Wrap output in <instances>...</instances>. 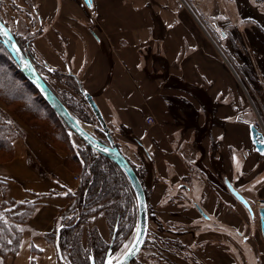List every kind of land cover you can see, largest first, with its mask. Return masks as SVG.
I'll return each instance as SVG.
<instances>
[{
	"label": "crops",
	"instance_id": "crops-1",
	"mask_svg": "<svg viewBox=\"0 0 264 264\" xmlns=\"http://www.w3.org/2000/svg\"><path fill=\"white\" fill-rule=\"evenodd\" d=\"M238 1L92 0L89 8L82 0H0L27 20L21 34L32 38L36 57L75 75L106 121L134 137L126 148L135 155L120 146L122 152L148 162L143 185L152 248L142 264L152 253L164 258L160 264H256L258 256L264 264L260 241L240 236L252 232L248 208L226 185L253 208L264 201V155L254 150L245 115L250 90L205 22L211 9L222 21L236 7L241 13ZM57 152L62 156L26 135L14 141V158L0 164V204L40 196L5 264H60L47 235L76 213L70 193L78 181ZM91 230L110 241L104 210L89 216L85 248Z\"/></svg>",
	"mask_w": 264,
	"mask_h": 264
},
{
	"label": "trees",
	"instance_id": "trees-1",
	"mask_svg": "<svg viewBox=\"0 0 264 264\" xmlns=\"http://www.w3.org/2000/svg\"><path fill=\"white\" fill-rule=\"evenodd\" d=\"M0 19L8 26L1 15ZM13 34L25 55L31 60L38 74L51 87L61 102L72 113V115L83 120L90 117L93 118L92 114L89 113L90 107L80 92L78 84L79 80L77 77L71 73L61 72L60 70L52 68L40 61L36 57L32 48V38L23 39L22 37H19V35H17L14 31ZM42 68H45V70L53 76L60 77V82L69 80V87L76 91L77 96L74 97L68 93L55 90L50 82L42 75L40 71ZM0 93L3 98L5 97L9 101L15 100L22 102L24 107L23 109L28 114L36 113L39 115V118H46L49 122L48 127L46 128L47 135L52 134L53 132L60 138L65 136V130L69 127L65 121L55 112L52 106L45 100L38 89L32 85L30 81H28L9 52L8 48L1 40V37ZM52 112L55 114L57 119L50 117V113ZM1 116H3V119ZM6 116L7 115L0 110V151L3 153L10 152L12 154L14 151V140L17 138L20 132L16 130V132L13 134V131H10L11 128L7 125ZM8 133L11 135L10 142L8 141ZM99 135V140L105 142L106 136L104 132L100 130ZM70 150L71 151L68 153V156H66L65 161L68 163V165L70 162H73L80 168L78 172L80 180L75 191L76 194L70 193V195L77 196L78 201L81 200V202L76 207V213L70 219L61 223L59 238V226L56 227L55 243L62 252L63 249H65V242H68L69 244L72 243V245H75L77 248H79V251L84 254V259L79 257L80 254L78 252L74 253V255L67 254L69 264H77L76 261H78L79 264H91V255L94 256L96 264H103L109 248V243L105 242L100 237L97 230L90 231L91 240L89 242V246L86 249H80L79 242H81V237L84 234V229L87 225V218L91 214L102 210L106 212L111 235L114 234V229L116 226H118V231L113 244V250H115L121 247L122 244H124L134 234L138 219V211L136 209V195L127 175L114 160L105 155L99 154L88 144H85L84 147L72 145ZM142 151L143 154L147 156L143 149ZM3 155L4 154H0V156ZM125 157L132 164L143 184V176H141L140 171L126 155ZM0 184L4 186L1 178ZM144 189L146 196H148L147 189L145 187ZM39 197L40 196L38 195L32 200H11L0 204V216L5 215L10 219V222H8L3 218H0V256L5 254L3 249L9 250L11 254H15L18 251L23 236V230H17L16 224L25 225L28 222L38 206ZM22 206L24 209L22 208L23 210L19 211L18 214L12 213ZM17 216H21L22 218L17 220Z\"/></svg>",
	"mask_w": 264,
	"mask_h": 264
},
{
	"label": "rangeland",
	"instance_id": "rangeland-1",
	"mask_svg": "<svg viewBox=\"0 0 264 264\" xmlns=\"http://www.w3.org/2000/svg\"><path fill=\"white\" fill-rule=\"evenodd\" d=\"M238 3L241 4L239 6L242 12L239 13L238 7H236V9L230 11V15L228 17L229 20H224V21L220 20L218 17H216V14H218L217 11L215 9H211V14L214 16L211 18L210 21H205V22L208 28L212 32V34L211 32L210 34L213 40L217 42L218 44L217 46L224 54V57L228 60L229 65L232 66V68L234 69L236 76L239 79H241L245 83L248 90H250L249 97L248 96L246 97L249 103L246 107V113H245L246 119L248 118L251 119L252 120L251 123H254L256 127H258V129H260L264 133V0H240L238 1ZM0 15L3 18V20H5V22L8 24V27L11 28V31L13 30L17 35H19V37H22L23 39L25 38L30 39V36H23L21 34L22 32H24V30L27 29V24H26L27 20H25L23 16L20 15L19 18L18 14L17 13L14 14L8 7L6 8L0 7ZM40 71L42 75L50 82V84L53 86L55 90L68 93L69 95L74 97L77 96L76 91L71 87H69L70 86L68 84L69 80L66 81L64 80V82L62 81L63 82L62 83L60 82V77L53 76L52 74L47 72L45 68L40 69ZM0 96H1L0 110L7 115L6 116L7 125L11 128L10 131H13L14 134L16 130H18L20 134L17 136V138L24 137L26 135H31L36 137L38 139V143L42 144L46 149H49L50 151L53 152V154L57 156H59L57 150H61L62 152L61 154H65L63 155L64 164L68 169L74 172L73 178L75 179V176L79 174L78 172L80 168L76 166L73 162H70L68 165V163L65 161V158L66 156H68V153H70L71 151L70 147L72 145L78 147H84L85 144L87 143H85L70 128L65 130V136L63 135L64 136L63 138L56 136V134H54L53 132L52 134L47 135L46 128L48 127L49 122L46 118L43 117L39 118V115L36 113L28 114L23 109L24 107L22 102L15 100L9 101L5 97L3 98L1 93ZM89 113L92 114L93 118L90 117L84 120L76 117L75 118L88 132H90L93 136L99 139L100 130L102 131L101 126L98 123L97 119L95 118L94 114L92 113L91 109H89ZM50 117L53 119H57L53 112L50 113ZM1 118L3 119V116H1ZM151 122H154V119ZM106 123L110 128L114 140L117 141V145L126 148V145L128 147V144L131 143L129 142V140H131L132 138L133 140H135L134 137H132L131 135L129 136V131L126 128L121 127L116 129L113 125L109 124L107 121ZM38 130L42 134V136L38 132ZM8 136H9L8 141L10 142L11 139L10 133H8ZM119 141H123L124 143L123 144L119 143ZM105 142H107V139ZM134 145L136 146L137 144L134 143ZM124 150L128 154L133 153L135 155V153L130 149L126 148ZM137 150L139 152L138 154L139 159H142V156L144 159L143 151H141L138 148ZM0 154L1 155L4 154L3 156H0V164H5L7 162H10L15 155L14 151L12 152V154L10 152L3 153L2 151H0ZM248 158L249 157H246V160ZM130 160L132 163L138 161L134 165L140 171L141 176L145 177V174L147 173L148 170V165H149L148 162H144L142 164V161L136 160L135 158H132ZM145 163L147 164L145 165ZM80 202L81 200L77 201V206L80 204ZM22 208L23 206L18 208V210L13 211L12 213L18 214L19 211H22L24 209ZM136 209L138 211L137 205H136ZM253 212L254 214H252L250 211L247 210L248 225L251 226L252 232H250L249 234L241 232L240 236L242 239L253 238V240L260 241L261 245L264 246V237L261 231V224H260L258 211L253 209ZM0 218H3L4 220L10 222L9 217L5 215H1ZM21 218H22L21 216L16 217L17 220H20ZM88 218H87V222H88ZM58 226L60 227L61 225ZM16 227L17 230L18 229L23 230L24 225L16 224ZM55 230L56 228H54V230H52L47 235L52 243L53 241L55 243ZM83 237L84 234L81 237V242H79L80 249H86L83 244V240H84ZM133 238L131 237L130 239H128L127 243L124 246H121L116 249L117 251L113 255L115 260L119 259L125 253V251L129 248L130 244L132 243ZM88 239H91V237L89 236ZM148 245L147 243L144 245V248L142 249L138 257L131 264H142L140 259H142L141 257H144V255L146 254L144 250H147L148 248H152L151 243L150 244L148 243ZM56 247L59 256V247L57 245ZM64 248L65 249H63L62 254L65 262L69 263L67 259V254L74 255V253L76 252L80 254L79 255L77 253L80 258L84 259V254L79 251V248H77L75 245H72V243L69 244L68 242H65ZM3 250L5 251V254L0 256L1 264H5L6 260L12 255L9 252V250L7 249H3ZM155 256L157 257V259L153 260V257ZM59 260H60L59 262L60 264H65L63 261H61L60 256H59ZM160 261L164 262V258H160V256H158L156 253H152L151 261L145 263L160 264ZM254 261H256V264H258V262H260L261 259L258 256L257 258H255ZM76 263L79 264L78 261H76ZM165 263L168 264L167 262ZM196 264H200V263L196 262Z\"/></svg>",
	"mask_w": 264,
	"mask_h": 264
},
{
	"label": "water",
	"instance_id": "water-1",
	"mask_svg": "<svg viewBox=\"0 0 264 264\" xmlns=\"http://www.w3.org/2000/svg\"><path fill=\"white\" fill-rule=\"evenodd\" d=\"M87 7H92V0H83ZM0 33H7V35L0 34L1 40L4 42L9 52L13 56L14 60L18 64L20 70L23 72L25 77L38 89L41 95L45 98V100L52 106V108L57 112V114L65 121L67 126L74 131L85 143L91 146L98 153L109 157L114 160L125 172L127 175L131 186L135 192L137 207H138V219L135 228L134 238L129 248L125 251V253L117 260H114L111 257L112 246L114 243L115 234L118 230V226L114 229V234L112 240L110 242V247L107 251L105 260L103 264H108L109 260L112 261V264H130L132 260H134L140 251L143 249L145 244L148 230H149V208L147 202V196L144 189V186L137 175L135 169L132 164L125 157L116 141L114 140L110 128L108 127L105 118L94 99L93 95L83 88V86L79 84V89L84 98L86 99L92 113L96 117L98 123L101 126L102 131L104 132L107 142H103L93 136L90 132H88L80 122L72 115V113L67 109V107L61 102V100L57 97L51 87L43 80V78L38 74L31 60L25 55L23 50L21 49L19 43L17 42L14 34L9 29V27L0 19ZM13 45L15 48H13ZM18 49L19 51H16ZM250 128V137L252 143L254 145V150L260 155H264V133L256 127L254 123L249 124ZM226 185L229 188L230 192L241 202L243 203L249 211L254 214L252 207L248 200L237 190L234 186L226 180ZM202 214V209L200 208ZM258 215L260 218L261 231L264 237V206H260L258 208ZM61 227L58 229V238L60 234ZM59 256L61 261L65 264H69L65 262L62 251L59 249ZM91 264H96L94 256L91 255Z\"/></svg>",
	"mask_w": 264,
	"mask_h": 264
},
{
	"label": "flooded vegetation",
	"instance_id": "flooded-vegetation-1",
	"mask_svg": "<svg viewBox=\"0 0 264 264\" xmlns=\"http://www.w3.org/2000/svg\"><path fill=\"white\" fill-rule=\"evenodd\" d=\"M82 1H83V0H82ZM83 2H84V1H83ZM147 202H148V199H147ZM203 215H205V214H203ZM110 231H111V230H110ZM117 231H118V230H117ZM116 233H117V232H116ZM148 233H149V231H148ZM112 237H113V235H111V239H110V241H108V243H109V247H110V242H111V240H112ZM115 237H116V234H115ZM132 238H133V236H132ZM147 239H148V234H147V238H146L145 244L147 243ZM114 241H115V238H114ZM127 241H128V240H127ZM127 241H126L122 246H124V245L127 243ZM113 244H114V243H113ZM145 244H144V245H145ZM143 248H144V246H143ZM108 249H109V248H108ZM116 251H117L116 249L113 250V246H112L111 257L114 258L113 255L115 254ZM141 251H142V250H141ZM141 251H140V252H141ZM139 254H140V253H139ZM139 254H138V255H139ZM138 255H137V257H138ZM137 257H136V258H137ZM136 258H135V259H136ZM135 259H134V260H135ZM114 260H115V258H114ZM134 260H132V262H134ZM132 262H131V263H132ZM131 263H130V264H131Z\"/></svg>",
	"mask_w": 264,
	"mask_h": 264
},
{
	"label": "built area",
	"instance_id": "built-area-1",
	"mask_svg": "<svg viewBox=\"0 0 264 264\" xmlns=\"http://www.w3.org/2000/svg\"><path fill=\"white\" fill-rule=\"evenodd\" d=\"M151 121H153V119H152L151 117H149V118H148V122H151ZM75 180H76V181H79V180H80L79 175H76V176H75ZM258 206H259V207H260V206H264V201H260L259 204H257L254 208L257 210V209H258V208H257Z\"/></svg>",
	"mask_w": 264,
	"mask_h": 264
},
{
	"label": "snow or ice",
	"instance_id": "snow-or-ice-1",
	"mask_svg": "<svg viewBox=\"0 0 264 264\" xmlns=\"http://www.w3.org/2000/svg\"><path fill=\"white\" fill-rule=\"evenodd\" d=\"M0 34H3V35H7V33H0ZM13 48H15V46L13 45ZM16 51H19L18 49H16ZM108 264H112V261L109 260Z\"/></svg>",
	"mask_w": 264,
	"mask_h": 264
}]
</instances>
